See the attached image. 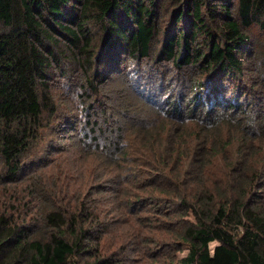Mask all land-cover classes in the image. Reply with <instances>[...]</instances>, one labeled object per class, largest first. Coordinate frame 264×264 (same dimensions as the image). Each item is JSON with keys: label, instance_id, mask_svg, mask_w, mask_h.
Wrapping results in <instances>:
<instances>
[{"label": "trees", "instance_id": "16d2710c", "mask_svg": "<svg viewBox=\"0 0 264 264\" xmlns=\"http://www.w3.org/2000/svg\"><path fill=\"white\" fill-rule=\"evenodd\" d=\"M165 1L0 0L4 191L36 167L32 149L48 117H59L51 81L65 62L85 78L84 133L47 155L72 148L101 161L85 193H101L98 201L69 203L81 192L67 193L65 180L79 165L28 198L13 188L15 210L0 211V264L131 263L148 237L133 235L130 249L116 243L112 226L128 223L127 212L108 211L103 195L120 202L122 185L143 184L152 192L138 204L151 197L170 209L169 241L147 239L154 264L160 245L187 250L161 264H264V0H168L175 7L163 33ZM129 62L168 63L169 78L131 81Z\"/></svg>", "mask_w": 264, "mask_h": 264}, {"label": "rangeland", "instance_id": "374dc122", "mask_svg": "<svg viewBox=\"0 0 264 264\" xmlns=\"http://www.w3.org/2000/svg\"><path fill=\"white\" fill-rule=\"evenodd\" d=\"M174 7L175 6H172V4L167 0L164 5L161 6V10L158 13L161 22L160 24L162 25H160V31H163V33L165 32V28H168L170 25V13ZM251 53L252 52L249 51V54ZM244 56L246 57V55ZM170 67L171 65L168 63L164 65L158 64L146 66L144 63L136 64L134 62H129L126 66L129 75H133L131 81L134 82H138V79H142V81L145 82L144 75L146 77L148 73L153 75V79H168V70ZM55 71L56 74L54 80L51 81V90L53 95H56L58 100L59 117L55 119L48 117L47 120L51 126L45 125L46 130L41 133L40 139L35 143V146L32 149V153L37 161L36 167L28 170V173L23 176L25 178L21 183L16 185L11 184L10 186H7L10 189L4 191V187L6 185H3L0 175V211L5 209V206L10 210V212L15 210L13 207L9 206V202H11L9 197H15L17 195L15 194L13 188L20 189L19 192H21L22 197L28 198L31 193V188L34 187V185L39 187L43 185L47 187L48 184L45 183L55 182L58 178L63 177V173L70 172V174H72V170L75 168V165H79L82 168L80 171L73 174L78 176H75L72 179L68 176L65 180L69 186V191H67V193L69 192L70 194L72 191L77 189L81 192V194H79L80 198L69 202L71 206L75 207V204L79 202L80 199L83 201L84 199L85 201H89L90 199L98 201L101 197V193H99V195L92 198H85L86 189L94 184V181L98 180L97 177L101 172H99V169L101 168H98L101 163L100 160H98L99 162H96L94 158L84 159L80 158L81 156L76 157L73 154L74 149L72 148H65L66 152L60 155H57V153L47 155L52 150L53 146L58 147L59 143L64 145L65 141H68L69 137H67V134H73L74 136L70 137L73 139L80 133V131L84 133V131L81 130V127L83 125V121L84 124L86 121V118L83 115V109L85 106L84 101L87 97L81 95L83 90L80 87L79 82L80 79H85L82 70L75 64L65 62L63 71L58 69ZM178 71V68H175V73H178ZM65 74L66 76H64ZM246 77L247 78L245 79H253L248 75H246ZM64 114L68 116L66 119L69 120V125H72L75 129L73 133L66 131L71 129V127L66 129V121L61 116ZM65 182L64 184H66ZM142 189L143 190H139L136 187L133 188L132 186L122 185L118 193V200L120 202L116 199L114 201L106 195H103V199L107 202L108 211H110V209H114L116 206L119 207V209L123 207L124 211L127 212V215L121 216L120 219L127 220L128 223L121 225L114 224L112 227L114 230H119L116 235L118 238L116 243H123V246H128L129 249L131 248L133 241H137L134 240L133 235H143L148 237L147 239H155L156 241H159V244L168 242L170 237L168 230L170 228V224L163 215L166 213L165 211L170 210L168 208L169 204L158 203L151 197L147 201H144V203L138 204L135 201L138 199L137 195H145V193H147L146 191L152 192L146 184L142 185ZM29 221L37 222V219H35L34 215H31ZM164 222L166 223L164 224ZM147 239L144 240L142 244L146 248L145 253L143 251L140 253L136 252L131 256L133 260H131V263L129 262L128 264H154V261L151 260V256L146 254L148 252L152 254V251L156 250V247L155 244H152L151 240L147 241ZM216 245L217 243H212L210 247L213 249ZM166 250H168V252H166ZM176 250L177 249L175 247L172 250L171 246H158V250L155 255L159 259L157 264H161L164 261L168 263L169 259L173 255H175L176 259H178V257L187 253V250L181 253Z\"/></svg>", "mask_w": 264, "mask_h": 264}]
</instances>
